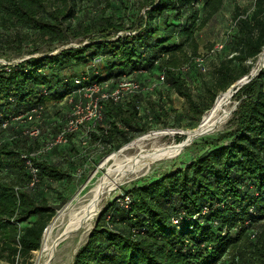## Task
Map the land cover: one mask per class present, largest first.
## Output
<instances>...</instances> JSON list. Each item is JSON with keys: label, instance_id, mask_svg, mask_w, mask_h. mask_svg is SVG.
Segmentation results:
<instances>
[{"label": "trees", "instance_id": "obj_1", "mask_svg": "<svg viewBox=\"0 0 264 264\" xmlns=\"http://www.w3.org/2000/svg\"><path fill=\"white\" fill-rule=\"evenodd\" d=\"M200 2L206 8L199 23L203 26L221 8L223 0H143L140 8H150L142 19L143 29L135 37L69 47L58 53L28 57L9 68L2 67L0 113L10 121L42 107V102L49 98L74 94L76 101L75 90L79 85L75 77H83L85 84L112 78L113 88L136 67L143 70L134 76L143 86V78L153 81L154 75L158 78L164 72L165 81L155 82L154 88L159 90L156 87L162 84L175 88L187 99L189 110L201 120L217 95L248 75L264 51V0H255L249 13L236 6V27L228 42L232 52L220 60L213 82L205 86L208 96L202 103L186 85L184 71L171 68L179 63L177 51L193 34L191 27L197 23L196 5ZM0 10L3 21L30 24L44 42L65 43L71 35L66 32L68 26L62 25L63 18L74 17L72 8L65 13L63 7L49 10L45 0H0ZM160 21L167 29L161 38L156 35ZM121 23L105 15L82 31H72V35L87 34L96 28L118 30ZM184 32L187 34L182 40L174 41L175 34ZM104 55L109 56L104 58ZM196 57L187 71L192 68L190 73L195 70L203 73ZM83 62L89 63L94 71L103 65V71L108 69V72L103 76L98 70L93 77L92 73L83 71L70 72V68ZM258 66L259 63L254 68ZM147 94L143 90L118 102L105 100L103 119L86 135L98 133L104 144L118 147L129 142L134 132L148 131L156 114L141 102ZM233 97L240 100L233 116L235 127L208 139V148L185 165L148 182L137 183L131 190L125 189L132 200L129 206L116 200L101 211L73 264H217L229 248L239 250L234 258L242 262L245 258L241 241L253 233L257 239L248 237L249 245L261 244L256 252L264 259V228L261 235L255 229L259 221H264V67ZM10 125L7 128L0 125V132ZM86 135L82 129L74 131L68 134L66 142L39 158L33 157L39 178L33 186H30L31 173L21 156L24 149L0 140V168L6 160L13 163L18 160L26 171L24 184L0 179V264H26L33 251L40 248L43 232L57 210L41 193V186L45 181L71 178L68 171L51 161L49 153L62 154L65 148L71 149L67 148L69 145L79 151ZM77 155L82 156L79 152Z\"/></svg>", "mask_w": 264, "mask_h": 264}, {"label": "rangeland", "instance_id": "obj_2", "mask_svg": "<svg viewBox=\"0 0 264 264\" xmlns=\"http://www.w3.org/2000/svg\"><path fill=\"white\" fill-rule=\"evenodd\" d=\"M45 1H47L49 10H54L56 7H63L64 12L68 13L71 8L73 9L74 17L68 16L67 19L63 18L62 26H68L66 32L71 34L69 35L68 42H44L39 39L34 27L32 28L30 24H22L16 21L14 23L3 21L2 12L0 10V69L21 62L28 57L58 53L69 47L81 48L92 45L95 42H110L118 41L119 39L125 41L128 36L135 37L143 29L142 19L143 17L146 18L145 13L147 9L150 8V6H141L140 8L139 4H141L143 0ZM254 2L255 0H223L221 8L203 26H199V23L206 13V8L202 6V2L196 5L199 17L196 25L191 27L193 34L190 38H187L186 42L182 44V48L177 51L176 60L179 63L175 67L171 66V68L184 71L182 72V76L186 80V85L189 86L193 97L199 103L204 102L208 96L205 86L213 82L216 67L220 60H223L228 53L230 54L232 52V48L228 42L236 27V6H239L241 10L246 9L249 13L253 9ZM105 15H110L116 23L122 22L121 28L118 30L113 27L110 30H98L96 28L87 34L83 33L79 36L72 35V31H82L87 25L90 26ZM141 16L142 18H140ZM70 18L71 21H69ZM191 20L192 18L189 19L188 23H190ZM157 26L159 29L156 35L161 38L166 34L167 29L163 21H160ZM69 28H71V30ZM183 34H175L177 36L173 38L174 41L177 42L182 40L187 33L184 32ZM221 44H225L224 48L219 47ZM217 47L219 48L215 49ZM32 49H35V51H31ZM220 49L221 51H219ZM199 55L206 61V70L203 73L196 70L190 73L192 68L187 71L189 63L193 62L194 57ZM107 56L109 55H104L102 57L106 58ZM263 57L264 54H261L254 62L252 68H254L257 63L261 64L259 59ZM116 65L120 66L118 63ZM90 66L89 63L83 62L82 65L76 66V68H70V72L77 70L78 72L83 71L89 74L92 73V77L96 72L98 73V70L103 72V76L108 72V69H104V73L103 65L99 68H95V71L92 70ZM139 72L143 73V70H138L135 67L132 73L124 75V77H134ZM157 79L155 75L152 77L153 81L143 78V81L145 80L143 90L148 94L145 100L143 101L142 99L141 102L144 103L146 107L151 108L157 116L156 120V116L153 117V124L149 126L148 131L134 132L129 142L118 147H111L109 144H104V142L99 140L97 136L98 133H96V135H86L91 128L85 124L78 129H82L83 135H86L85 140L82 142L81 146H79V151L72 149V146L69 145L67 148L71 149L66 150L65 148L62 153L63 155L59 154L58 151H51L49 153L51 161L68 171L71 178L65 176L63 179H49L50 181H45L42 184L41 193L47 197L49 203L55 206L57 210L43 232L40 248L33 251V255L28 259L26 264H45L47 260L49 264H73L77 251L88 240L101 211L112 202L118 200L121 194L125 192V189L131 190V187L137 183L148 182L159 177L164 172L185 165L208 148V143L206 142L208 139L216 137L219 133L235 127L233 116L240 100L233 97V94L228 104L231 114L222 127L197 136L190 144L184 146L183 149L175 155L176 157L173 156L155 160L149 166L143 168L142 171H137L133 175L123 177L115 184L111 191L103 195L97 214L89 226L90 228L84 229L82 232L78 233L79 235L74 234L68 239L61 241L54 255L48 259L46 252L43 250L45 231L50 226L54 225L55 227L53 226L54 228L51 231V238L56 236L61 228V219L59 218L61 211L68 209L69 206L77 205L87 198L90 189H92L105 175L121 150H123L121 151V156L133 153L137 150L138 144L143 138H146L145 144L148 146L155 143L159 145L180 142L186 137L187 131L198 126L197 124L200 118L195 112L189 110V103L185 96L180 95L175 88L168 84L158 85L156 88H159V90H156L154 86L155 82L157 83ZM110 80H112V78ZM143 90L141 93H143ZM220 93L224 92L222 91ZM73 95L74 94H67L61 98L53 97L43 101L42 112L34 121L22 119L10 120L11 127L0 132V140L8 142L17 148L20 147L19 149L23 148L24 151L22 152L24 154L35 156L34 152L41 149L45 142L51 139L60 127L65 124L66 119L72 111ZM82 96L85 99V94ZM207 110L208 109H206L203 114H205ZM35 125H40V133L37 137L27 136L25 134L26 130ZM17 137L19 139H17ZM67 151H71L72 153H68ZM78 152L82 154V156L77 155ZM39 157L40 156H36V158ZM116 166L117 165H115L114 168ZM25 172L22 162L17 160L13 163L12 161L6 160L5 166H1L0 168V179L14 184H24V178H26ZM256 226L255 229L257 234L261 235L264 228L263 219L259 221ZM248 237L253 240L257 239L252 235ZM248 237L243 238L241 241L242 254L245 258L244 261L239 262L238 258H234V256L236 257V255H238L236 253L239 251L238 249L231 250V248H229L225 252L224 257L218 260L217 264H264V259L256 252L258 250L256 247H259L261 244L259 245L258 243L255 246H250ZM3 264L10 263L3 262Z\"/></svg>", "mask_w": 264, "mask_h": 264}, {"label": "bare ground", "instance_id": "obj_3", "mask_svg": "<svg viewBox=\"0 0 264 264\" xmlns=\"http://www.w3.org/2000/svg\"><path fill=\"white\" fill-rule=\"evenodd\" d=\"M231 90L232 89L230 88L228 91L218 94L214 104L205 112L204 123L201 127L202 131L218 129L226 122L231 114V110L228 107L231 99ZM196 129L197 127L187 131L186 137L180 142L158 145L153 141L155 144L148 146L145 144L146 138H143L139 142L137 150L133 153L121 156V151H123L121 150L105 175L92 189H90L87 198L85 200L83 199L84 201L81 203L71 207L69 206V208L67 207L68 209L61 211L59 215V218L61 219V228L56 236L51 238V231L55 227L54 225V227L50 226L45 231L43 250L46 252L48 259L54 255L61 241L68 239L74 234L82 232L90 226L92 220L97 214L103 195L111 191L115 184H117L123 177L133 175L137 171H142L143 168L149 166L155 160L177 155L183 149V141L187 137L193 138V131ZM115 165L117 166L114 168ZM45 264H49V261L47 260Z\"/></svg>", "mask_w": 264, "mask_h": 264}, {"label": "built area", "instance_id": "obj_4", "mask_svg": "<svg viewBox=\"0 0 264 264\" xmlns=\"http://www.w3.org/2000/svg\"><path fill=\"white\" fill-rule=\"evenodd\" d=\"M219 47H223V44L219 45ZM219 47L215 49H218ZM98 60L100 59H95L93 65H95ZM195 61L199 68L203 72H205V59L199 55L195 58ZM7 68L9 67L7 66ZM74 81L79 85V87L75 90V92L78 94V98L76 101H74V96H72V111L66 119L65 124L60 127V129L55 133V135L51 137V139L45 142L44 146L41 149L34 152L35 156L24 153L21 154L31 173L30 186L35 185V183L39 180L38 168L34 164L33 157L41 156L45 152L52 149L54 146L66 142L68 140V134L77 131L79 127H82L85 124L89 128L93 129L95 125L103 119V108L105 100L111 99L113 101L118 102L123 99H126L130 95L141 93L143 90L142 82L135 79V77L130 76L120 79L117 85L113 88H111L110 80H105L102 82L97 81L90 84H85L83 77L77 76L75 77ZM164 81L165 73L161 72L159 74L157 82L163 83ZM83 94H85L86 96L85 99L82 96ZM42 109L43 106L40 108L35 107L28 112L22 113L14 117L13 119L34 121L39 117V114H41ZM140 112H142V110ZM0 125L3 128H7L10 125V121L8 119H4L2 113H0ZM40 130V125H35L32 128L26 130L25 134L30 137H37V135L40 133ZM118 200L121 202V204L125 206H129L130 202L132 201L131 196L125 192L121 194ZM175 221L177 222L178 219H175ZM252 236H255V233H253Z\"/></svg>", "mask_w": 264, "mask_h": 264}, {"label": "water", "instance_id": "obj_5", "mask_svg": "<svg viewBox=\"0 0 264 264\" xmlns=\"http://www.w3.org/2000/svg\"><path fill=\"white\" fill-rule=\"evenodd\" d=\"M262 54H264V51L262 52ZM260 60V62H261V64H259V67H257V68H252L251 69V71H250V73L248 74V75H246V76H243L241 79H239V81L234 85V87L233 88H231L232 90V92H231V96L243 85V84H245V83H247L248 81H250L252 78H254L258 73H259V71L264 67V57L263 58H261V59H259ZM218 96V95H217ZM217 98V97H216ZM215 101H216V99H215ZM214 101V102H215ZM214 104V103H213ZM204 121V114L202 115V118H201V120H200V122H199V124H198V126H197V129L196 130H194L193 132H194V137L193 138H186L184 141H183V147L184 146H186V145H188V144H190L195 138H196V136H199V135H201V134H204V133H206V132H209V130H206V131H202L201 129V127H202V124L204 123L203 122ZM67 235V234H66ZM64 238V237H63Z\"/></svg>", "mask_w": 264, "mask_h": 264}]
</instances>
